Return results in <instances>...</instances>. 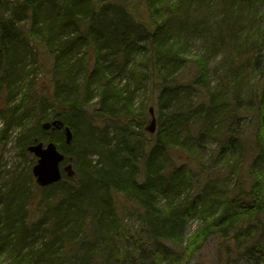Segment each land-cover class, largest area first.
I'll return each mask as SVG.
<instances>
[{
	"label": "trees",
	"instance_id": "16d2710c",
	"mask_svg": "<svg viewBox=\"0 0 264 264\" xmlns=\"http://www.w3.org/2000/svg\"><path fill=\"white\" fill-rule=\"evenodd\" d=\"M236 1L240 0H19L9 17L0 19V145L7 130L18 126L23 132L18 144L26 151L34 140L45 139L43 121L60 119L71 128L73 140L67 145L69 151L63 135L57 143L77 168L74 177L46 188L35 186L30 175L37 198L25 196L15 185L5 197L0 193V251L7 256L20 252L18 264H145L138 252L149 236L140 232L133 236L129 230L119 234L115 194L125 197L139 216L140 229L150 230L153 243L164 240L178 248L159 246L152 264H180L214 234L225 237L229 231L238 240L234 225L264 216V184L252 185L244 196L228 185L224 167L203 173L202 161L191 159L199 156L205 137L218 141L222 153L243 147L236 131L243 107L238 96L242 54L260 49L264 30L252 34L247 30L242 40L237 38L240 30L231 23ZM207 13L216 16L211 19ZM219 13L222 18L216 20ZM19 15L29 19L26 32L17 29ZM136 16L140 22L135 23ZM125 20L142 29L125 31ZM201 33L210 35V52L186 57L182 38ZM220 47L225 49V70L219 87L210 92L207 65ZM33 48L49 59L40 67L50 73V80L44 79L38 87L30 80L21 87L19 101L10 106L28 77L22 74L31 68L25 59ZM255 64H261L260 58ZM123 73L129 75L126 81L133 89L128 83L120 85ZM260 98L256 145L264 153V86ZM148 102L156 116L155 138L148 140L149 146L146 141L131 146L129 126L144 127ZM45 105L54 107L52 115ZM29 115L35 116L33 127L25 122ZM111 121L123 124L115 131L117 138H107ZM76 135L82 138V148L94 149L102 159L94 164L92 159H80L86 154L72 145ZM189 188L191 197L178 202ZM162 198L164 209L158 213L157 200ZM29 201L35 220L25 209ZM191 218L199 219L201 226L185 240L184 226ZM164 223L166 229L161 231ZM41 231L45 241L34 252L35 242L44 236ZM252 242L239 243L244 248L241 255L249 263L264 264L262 241ZM125 243L130 247L123 252ZM254 252L259 258L251 257Z\"/></svg>",
	"mask_w": 264,
	"mask_h": 264
},
{
	"label": "rangeland",
	"instance_id": "374dc122",
	"mask_svg": "<svg viewBox=\"0 0 264 264\" xmlns=\"http://www.w3.org/2000/svg\"><path fill=\"white\" fill-rule=\"evenodd\" d=\"M19 0H0V19L8 18L11 10H14L15 4ZM222 2V0H220ZM237 4L234 12L233 17L231 18V23H235L236 27L240 30L236 33L237 38L242 40L243 35L247 33V30L250 31L252 34L253 31H260L264 30V0H240L234 2ZM196 8V6L192 5L191 9ZM200 12L204 11L201 6H198ZM207 13V17L211 16V19L216 15ZM138 16L135 17L134 20L140 22ZM222 18V13L216 17V20ZM18 27L17 29H22L25 32L28 31L29 19L23 15L16 17ZM212 21L210 24L206 26V29H210L212 27ZM246 26V28H245ZM238 31L237 29H234ZM202 34V33H201ZM249 34V36L251 35ZM184 33L182 34V36ZM185 41L184 53L185 56L190 57H202L206 53L210 52L211 42H210V35L209 34H190L189 36L182 38ZM261 40V39H258ZM261 46L258 51L252 52L250 55L245 56L244 67L241 70V78L238 81V96H239V104L243 107L240 114L239 119V127L236 128V131L241 135L240 146L239 150H229L226 153H222V146L218 143V141L211 140L207 137L204 138V147H201V152L199 156H194L191 159H200L202 161V167L204 170L201 172L207 173V171H212L217 166V168H225L223 176L227 177L228 185H230L234 190L236 188L240 189L239 192L245 194L250 193L252 185H258V188H262V184H264V153L263 149L257 147L256 142L259 136L260 130V110L258 105V100H260L262 88L264 86V76L261 78L260 76V68L261 66L264 67V40H261ZM30 49V48H29ZM75 50V49H73ZM216 54L213 55L208 62L207 65V76L208 81L210 83V92H213V89L218 88L221 84V78L225 70L224 61L226 58L225 49L220 47L217 49ZM256 58H260L261 64L256 65L255 60ZM228 59V58H227ZM48 58H45L41 55L39 48H33L28 50L27 52V59H25L26 63L29 64V67L25 69L22 76L26 77V80L23 81V84L18 88L16 94L14 95V99L11 101L10 106L14 103L19 101L22 96L21 87L27 83L32 85H36L45 80H50V73H45V70L40 67V63L42 61H48ZM32 72H29L30 70ZM79 78H81V74H79ZM129 78L127 73H123L120 76V85L128 83L126 80ZM28 84V86L30 85ZM129 84V88L133 89L131 83ZM46 94V92H45ZM194 95H197L196 93ZM146 96L144 95V99ZM49 99V98H48ZM141 99V98H140ZM139 99V100H140ZM138 100V101H139ZM146 100V99H145ZM147 101V100H146ZM44 103H49L45 102ZM51 104V103H50ZM49 104V105H50ZM45 105L47 107L46 113L52 115L55 111L54 107ZM149 102L146 107L149 108ZM155 107V106H154ZM24 111L18 110L17 113L20 115ZM67 110L62 112V116L65 118L67 115ZM67 117H70L69 115ZM150 119L143 124V128H138L139 125L135 124V126H129V129L132 131L133 140L130 141L131 146H141V144H148L150 145L148 140L151 141L155 138V132L150 134L146 131V127L150 124ZM25 122L28 126H35L36 119L34 115H29ZM125 122V121H124ZM119 121H111L107 124L106 129H108V136L107 138L112 137H119V134L116 133V130L121 129V125ZM157 124V123H156ZM125 126V124H124ZM3 128L0 121V129ZM101 129H104L102 126ZM157 130V126H156ZM21 130H19L18 126L11 127L7 130L5 135L6 141L0 145V193L2 197H5V193L9 188L13 185L20 186L19 188L25 194V196H34L37 198L39 195L37 191L31 186L30 183V175H31V167L35 163V158L27 153L26 151H22V148L19 146L18 141L21 135ZM23 134V132H22ZM45 139L43 144H46L49 141L55 142L57 145V141H61V132L58 130L50 129V131L45 132L44 135ZM117 138V137H116ZM82 138L80 135L74 136L73 146H77L82 153L85 152L86 157L81 155L80 159H92V164L98 159H102L101 156H98L94 149H84ZM78 140L82 143L78 142ZM112 144H115L113 141ZM152 144V143H151ZM65 150L69 151L70 147L63 145ZM58 148L62 150L58 145ZM81 148V149H80ZM98 150V149H97ZM242 150V152H241ZM262 151V152H261ZM78 151H75L77 155ZM101 151L98 150V153ZM80 154V152L78 153ZM185 157V156H183ZM214 159V161H212ZM215 159H223L219 162H216ZM72 165L74 171H77L76 165L69 161ZM78 169H82L81 166ZM207 170V171H206ZM82 172H79V176L81 178ZM32 176V175H31ZM29 179V180H28ZM33 179V178H32ZM36 186V185H35ZM192 193V189H186L184 191V195L178 199V202L184 201L185 198H190ZM235 195V191H233ZM244 197H242L243 199ZM3 199V198H2ZM114 215L117 220V224L119 226V234L123 235L125 230H129V233L133 236L137 235V233H141L142 237L146 234L149 236L147 241L141 245L138 252V258L140 261H143L145 264H152V261L155 259L156 248L161 245H165L168 247V250L171 251H179L177 247L168 244L164 240L152 242L151 240V232L145 228H141V223L139 220V216H137L132 209L131 205L126 202V199L123 195L115 194L114 196ZM165 198L158 199L156 208L157 212L160 213L164 209L165 205ZM15 202H21V199H15ZM2 203V202H0ZM36 204V202H34ZM1 208V205H0ZM25 209L29 212H32L30 220H35V210L32 208L31 201L26 203ZM260 216V215H258ZM258 218V217H257ZM259 222V223H257ZM257 222H252L249 224L248 221L243 220V222L239 225H234L233 228H237V235L239 236L238 240L234 239L233 236L235 234L227 232L225 237H221L218 234H214L210 238H208L200 248L194 252L189 257H184L180 264H252L246 261L247 258H244L241 255L240 250L244 249L240 247V242H249L253 241L252 243L258 241H262L261 246L262 248L264 245V216L261 215ZM162 223V222H160ZM162 225V224H160ZM159 226V225H158ZM201 226V221L197 218H191L188 220L187 224L184 226L185 231V240L189 237L195 230H197ZM240 226V228H238ZM248 235V237L246 236ZM39 235H44L41 231ZM184 240V242H185ZM45 241V235L43 238H39L35 242L34 252L38 251L42 244ZM122 251L124 252L125 249L129 248V243L121 244ZM250 245V244H249ZM26 251V250H25ZM180 254V252L178 253ZM21 253L15 252L7 256L6 252L0 251V264H13L19 263V259ZM260 255V254H259ZM258 254L252 253V258H259ZM262 262H264V253L261 256Z\"/></svg>",
	"mask_w": 264,
	"mask_h": 264
},
{
	"label": "water",
	"instance_id": "95a60500",
	"mask_svg": "<svg viewBox=\"0 0 264 264\" xmlns=\"http://www.w3.org/2000/svg\"><path fill=\"white\" fill-rule=\"evenodd\" d=\"M150 115L152 119L146 130L153 133L155 131V119L153 118L152 108H150ZM41 128L45 131L50 128L62 130L64 142L67 145L72 142L73 133L71 128L68 125H64L59 119L46 121L42 123ZM27 151L37 158L36 163L32 166L31 172L38 186L46 187L58 182L62 178V171L65 172L68 177L73 176L74 171L70 164H66L62 168L60 167V164L64 160V155L58 150L53 141L45 145L42 142L31 144L27 147Z\"/></svg>",
	"mask_w": 264,
	"mask_h": 264
},
{
	"label": "bare ground",
	"instance_id": "6f19581e",
	"mask_svg": "<svg viewBox=\"0 0 264 264\" xmlns=\"http://www.w3.org/2000/svg\"><path fill=\"white\" fill-rule=\"evenodd\" d=\"M166 1V0H165ZM137 19H138V17H137ZM136 21V20H135ZM134 21V22H135ZM135 23H137V21L135 22ZM142 29V28H141ZM140 28H139V26H134V25H131V23L129 22V21H126L125 20V24H124V30L125 31H127V32H130L131 30H141ZM242 55H244V57L245 56H247L248 54H242ZM148 110V109H147ZM149 133V132H148ZM150 140V139H149ZM166 224L167 223H164V224H162V225H160V227L159 228H161V231L163 230V229H166ZM10 244H14V242H11ZM9 249V251H10V247L8 248Z\"/></svg>",
	"mask_w": 264,
	"mask_h": 264
}]
</instances>
